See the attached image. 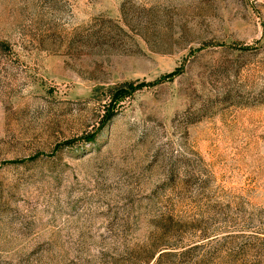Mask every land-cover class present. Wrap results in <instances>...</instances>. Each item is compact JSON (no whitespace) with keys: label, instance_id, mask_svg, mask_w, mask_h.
<instances>
[{"label":"rangeland","instance_id":"rangeland-1","mask_svg":"<svg viewBox=\"0 0 264 264\" xmlns=\"http://www.w3.org/2000/svg\"><path fill=\"white\" fill-rule=\"evenodd\" d=\"M0 264H264V0H0Z\"/></svg>","mask_w":264,"mask_h":264},{"label":"trees","instance_id":"trees-1","mask_svg":"<svg viewBox=\"0 0 264 264\" xmlns=\"http://www.w3.org/2000/svg\"><path fill=\"white\" fill-rule=\"evenodd\" d=\"M124 85H127V84H124ZM120 87H122V86H120ZM120 89H121V88H120ZM120 89H119V90H120Z\"/></svg>","mask_w":264,"mask_h":264}]
</instances>
